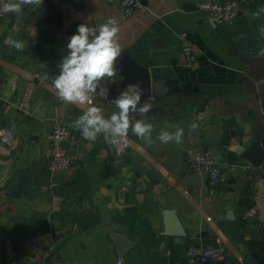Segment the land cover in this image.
Listing matches in <instances>:
<instances>
[{
	"label": "crops",
	"instance_id": "1",
	"mask_svg": "<svg viewBox=\"0 0 264 264\" xmlns=\"http://www.w3.org/2000/svg\"><path fill=\"white\" fill-rule=\"evenodd\" d=\"M207 1H238L234 24L210 22L198 10ZM140 3L127 19L106 0H43L0 19V134L11 129L15 136L10 148L0 143V264H115L118 258L122 264H192V246L220 248L219 264H264V160L256 167L243 157L256 142L264 150V57L257 55L264 14L253 17L264 0ZM109 19L120 29L121 52L165 88L142 102L151 105L148 113L131 116L132 123L154 125L152 142L130 128L129 147L119 156L102 136L87 141L69 127L87 106L59 100L51 79L41 78L59 73L80 24ZM9 35L24 42L23 51L5 43ZM187 42L197 51L193 63L182 52ZM120 80L106 78L103 95L93 101L105 118L118 111L106 98ZM28 81L34 94L25 114L18 104ZM57 123L70 133L63 147L72 165L64 171L51 166L55 144L48 135ZM174 126L183 129L182 142L161 143L160 131L175 132ZM202 146L222 164L216 186L187 166L186 152ZM18 172L19 194H8ZM169 210L183 236L166 233ZM113 234L130 243L122 255Z\"/></svg>",
	"mask_w": 264,
	"mask_h": 264
},
{
	"label": "clouds",
	"instance_id": "2",
	"mask_svg": "<svg viewBox=\"0 0 264 264\" xmlns=\"http://www.w3.org/2000/svg\"><path fill=\"white\" fill-rule=\"evenodd\" d=\"M42 4L43 0H7L3 11L19 15L25 7H40ZM261 14H264V6H259L253 17L259 18ZM119 31L116 21L112 19L94 27L87 23L80 24L76 32L68 38L67 54L57 65L59 73L52 77L44 73L41 78L51 79V88L59 100L77 106H87L83 114L69 124V127L79 130L84 140L95 141L102 136L110 145L118 147L126 142L131 128L136 137L151 143L154 125L142 120L132 123L131 120L133 113L146 114L151 109L150 104L141 103L143 89L138 85L115 98L114 104L118 111L107 118L102 109L93 103L97 95H103V81L116 74V62L121 56ZM258 31L264 38V25L258 26ZM35 35L34 31L32 37L35 38ZM237 38H243V34ZM5 43L17 51H23L25 47L22 40L11 35L6 38ZM257 55L264 57V47ZM174 127L175 132L162 129L157 139L164 144L181 143L183 129Z\"/></svg>",
	"mask_w": 264,
	"mask_h": 264
},
{
	"label": "built area",
	"instance_id": "3",
	"mask_svg": "<svg viewBox=\"0 0 264 264\" xmlns=\"http://www.w3.org/2000/svg\"><path fill=\"white\" fill-rule=\"evenodd\" d=\"M7 0H0V19H4L9 13L3 11L4 5ZM107 3L115 5L124 19L131 17L137 10L141 8L140 0H106ZM239 2L229 1V2H202L198 5V10L205 16L210 22H216L224 26H232L235 22V17L238 12ZM182 38L186 35L182 34ZM182 52L185 55L189 63L196 61L197 51L193 44L187 42L182 47ZM34 94V87L31 81L24 84L23 90L21 92L20 101L18 104V110L27 114L28 106L30 100ZM1 99V91H0ZM69 131L66 127L55 124L49 135L48 139L55 144L54 151L51 157V166L55 171H64L71 167L72 160L68 151L63 147V144L69 138ZM15 141V136L13 131L7 130L0 134V143L6 147L10 148L13 146ZM129 147V142L121 143L118 147L114 146L115 155H123ZM186 162L189 170L194 173H204L207 175L209 182L212 186L218 185L222 181L223 168L220 164L212 150L202 149L196 147L190 149L186 152ZM264 184V180H263ZM255 213V210H252ZM190 255L192 264H219L222 258V251L218 247H200L192 246L190 247ZM9 264H15L14 262H9ZM21 264H46L43 261H29L23 262ZM58 264H79L77 262L69 261L62 262ZM115 264H122V259L118 258Z\"/></svg>",
	"mask_w": 264,
	"mask_h": 264
},
{
	"label": "water",
	"instance_id": "4",
	"mask_svg": "<svg viewBox=\"0 0 264 264\" xmlns=\"http://www.w3.org/2000/svg\"><path fill=\"white\" fill-rule=\"evenodd\" d=\"M68 1V0H67ZM104 22H106L104 20ZM103 21L101 23H104ZM100 24V23H99ZM116 74L113 76L115 78H120V82L116 86L111 87L107 90V98L106 101L112 102L115 98L123 92H127L133 86L138 85L143 89V94L141 96V103L148 99L153 94L155 96L163 95L164 86L160 82L151 83L150 76L148 71L134 62L128 53V51L121 52V56L118 58L116 62ZM195 136V143H198V132L196 128L193 130ZM202 149H206L204 146ZM243 157L246 160H249L254 166H261L264 160V150L260 147L259 143H254L251 148L247 152H244ZM20 183V172L16 173L12 178L9 186H8V194L18 195V188ZM166 221V233L174 234L176 236H183L182 226L175 215V213L171 210L165 213ZM112 240L117 246V251L120 255L123 254L124 250L129 246V242L126 240V237L119 234H113L111 236Z\"/></svg>",
	"mask_w": 264,
	"mask_h": 264
}]
</instances>
